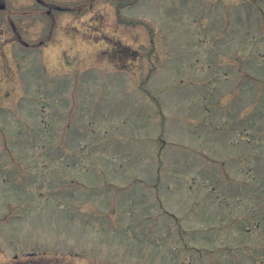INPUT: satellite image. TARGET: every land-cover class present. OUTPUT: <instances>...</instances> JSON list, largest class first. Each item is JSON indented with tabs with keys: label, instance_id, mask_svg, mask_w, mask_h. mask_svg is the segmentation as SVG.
Here are the masks:
<instances>
[{
	"label": "rangeland",
	"instance_id": "1",
	"mask_svg": "<svg viewBox=\"0 0 264 264\" xmlns=\"http://www.w3.org/2000/svg\"><path fill=\"white\" fill-rule=\"evenodd\" d=\"M39 2L0 0V264H264V0Z\"/></svg>",
	"mask_w": 264,
	"mask_h": 264
},
{
	"label": "flooded vegetation",
	"instance_id": "2",
	"mask_svg": "<svg viewBox=\"0 0 264 264\" xmlns=\"http://www.w3.org/2000/svg\"><path fill=\"white\" fill-rule=\"evenodd\" d=\"M1 8H2V6H1Z\"/></svg>",
	"mask_w": 264,
	"mask_h": 264
}]
</instances>
